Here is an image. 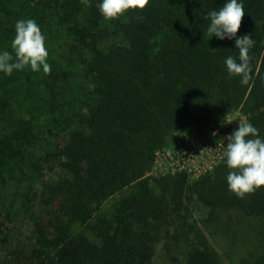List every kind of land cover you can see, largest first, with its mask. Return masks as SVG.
<instances>
[{"label":"trees","instance_id":"16d2710c","mask_svg":"<svg viewBox=\"0 0 264 264\" xmlns=\"http://www.w3.org/2000/svg\"><path fill=\"white\" fill-rule=\"evenodd\" d=\"M33 2L28 15L47 36L51 72L40 74L49 101L64 107L76 68L93 87L87 101L75 97L91 103L81 105L87 115L52 153L69 176L46 187L49 212L34 221L31 264H153L158 245L195 200L211 213L264 219V189L238 198L228 190L225 160L213 176L192 185L184 173L148 176L155 151L177 128L203 129L211 118L242 107L264 136V0H243L237 37L251 34L256 42L250 50L253 78L243 86L224 63L239 56L234 40L207 32V13L225 0H150L143 12L111 21L100 15L99 0ZM15 23L0 27L9 42ZM0 92L4 102L10 92ZM3 102L0 162L13 163L29 178L33 119L17 100ZM117 195L111 211L102 212ZM186 236L182 230L175 239L185 242ZM186 242L188 264H220L209 244L206 254L199 242Z\"/></svg>","mask_w":264,"mask_h":264},{"label":"rangeland","instance_id":"374dc122","mask_svg":"<svg viewBox=\"0 0 264 264\" xmlns=\"http://www.w3.org/2000/svg\"><path fill=\"white\" fill-rule=\"evenodd\" d=\"M29 2L34 6L33 0H0V27L30 18ZM11 43L0 35V51L12 52ZM41 76L30 68L13 71L10 76L0 73V87L10 92L4 96V102L0 97V103L6 105L9 100H17L21 111L33 119L36 133L32 156L27 163L29 178H25L13 163L0 162V264H31L29 251L34 244V221L49 212L44 199L46 187L69 176L58 161H52V153L58 146L65 145L69 134L81 125V118L87 115V109L81 105H91L75 99L80 96L87 101L93 87L80 69H75V77L69 85L72 88L62 109L49 101ZM9 112L4 108L3 117H8ZM239 121L250 122L242 107L211 118L210 125L203 129L196 125L175 129L166 143L155 151L148 176L184 173L191 185L213 176L225 160L218 142L230 135ZM213 132L217 135L213 136ZM132 192L133 189H129L126 195ZM120 197L108 199L102 212H110ZM195 201L158 245L153 264H188L186 241L199 242L197 247L206 254L211 252L209 244L212 251H216L220 264H264V219L228 212L211 213L208 207ZM182 230L187 232L185 242L182 238L175 239ZM91 239L95 240L92 236Z\"/></svg>","mask_w":264,"mask_h":264},{"label":"clouds","instance_id":"9594fccd","mask_svg":"<svg viewBox=\"0 0 264 264\" xmlns=\"http://www.w3.org/2000/svg\"><path fill=\"white\" fill-rule=\"evenodd\" d=\"M81 2L86 4L88 0ZM149 3L150 0H99L98 11L105 20L111 21L129 12H143ZM244 16L243 0H225L222 7L209 11L205 17L209 21L207 32L211 38L234 40L239 56H228L224 63L229 75L239 77L242 86L248 85L253 78L250 50L256 43L251 34L237 37ZM46 41L47 36L35 19L17 20L12 52L0 51V73L10 76L13 71L30 68L32 72L42 70L44 74H50ZM215 135L217 133L213 132ZM218 144L222 146L229 169L226 181L230 192L243 199L264 189V136L257 127L239 121L238 127Z\"/></svg>","mask_w":264,"mask_h":264}]
</instances>
